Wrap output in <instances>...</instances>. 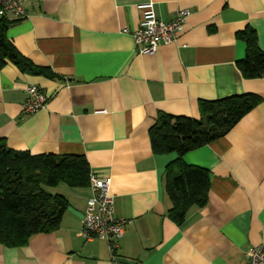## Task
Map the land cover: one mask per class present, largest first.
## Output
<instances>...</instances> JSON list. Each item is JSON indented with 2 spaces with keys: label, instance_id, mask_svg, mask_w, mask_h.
Wrapping results in <instances>:
<instances>
[{
  "label": "crops",
  "instance_id": "obj_1",
  "mask_svg": "<svg viewBox=\"0 0 264 264\" xmlns=\"http://www.w3.org/2000/svg\"><path fill=\"white\" fill-rule=\"evenodd\" d=\"M146 1L28 0L27 16L9 26L18 51L54 76L10 61L0 68V137L32 154L85 156L90 173L112 177L114 214L125 223L114 251L84 238L90 184L60 183L52 187L69 205L59 228L21 246L0 243V264H245L247 249L264 242V77L246 78L237 65L246 29L264 52V0H152L161 19L189 14L174 42L141 54L133 33ZM31 85L48 100L25 113ZM245 93L262 101L226 135L184 154L211 183L207 202L175 222L165 169L178 154L152 149L158 113L199 117L200 100Z\"/></svg>",
  "mask_w": 264,
  "mask_h": 264
},
{
  "label": "trees",
  "instance_id": "obj_2",
  "mask_svg": "<svg viewBox=\"0 0 264 264\" xmlns=\"http://www.w3.org/2000/svg\"><path fill=\"white\" fill-rule=\"evenodd\" d=\"M11 19L0 15V68L8 61L21 70L54 76L22 55L7 35ZM246 42V55L237 65L246 78L264 77V52L253 29L238 33ZM262 101L256 93L199 101V117L159 112L150 128L151 146L156 154L176 152L178 157L165 169V192L171 201L170 217L182 223L191 207L207 202L210 172L188 164L185 153L226 135L247 113ZM65 183L72 187L90 184V167L83 155L32 154L15 150L0 137V243L21 246L38 233L59 228L67 198L44 186Z\"/></svg>",
  "mask_w": 264,
  "mask_h": 264
},
{
  "label": "built area",
  "instance_id": "obj_3",
  "mask_svg": "<svg viewBox=\"0 0 264 264\" xmlns=\"http://www.w3.org/2000/svg\"><path fill=\"white\" fill-rule=\"evenodd\" d=\"M26 1L28 0H0V15H8L17 20L25 18ZM139 6L143 10V19L133 33V42L141 54H154L162 44L174 42L182 29L185 17L189 14L188 9H182L172 19L164 20L156 15L152 0ZM27 93V99L23 104L25 113H33L46 105L48 97L38 87L28 86ZM111 184L110 175L90 173L92 194L87 200L80 234L86 239H106L111 251H114L116 243L112 239H118L123 235L125 220L115 217ZM245 264H264V242L247 249Z\"/></svg>",
  "mask_w": 264,
  "mask_h": 264
},
{
  "label": "rangeland",
  "instance_id": "obj_4",
  "mask_svg": "<svg viewBox=\"0 0 264 264\" xmlns=\"http://www.w3.org/2000/svg\"><path fill=\"white\" fill-rule=\"evenodd\" d=\"M60 186H65V184H61ZM44 187L47 188L52 193L59 192V191H57V187H52V186H47V185H45Z\"/></svg>",
  "mask_w": 264,
  "mask_h": 264
}]
</instances>
